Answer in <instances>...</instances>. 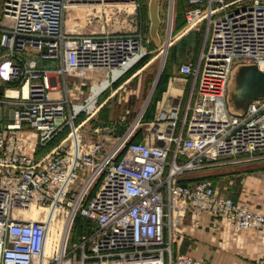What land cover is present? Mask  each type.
<instances>
[{
    "label": "built area",
    "instance_id": "2783aa9c",
    "mask_svg": "<svg viewBox=\"0 0 264 264\" xmlns=\"http://www.w3.org/2000/svg\"><path fill=\"white\" fill-rule=\"evenodd\" d=\"M135 1L2 0L0 85H15L4 87L0 99L9 105L11 118L5 127L0 122V264L49 259L67 264L74 261L69 255L75 249L79 264H204L186 253L172 254L184 213L192 224L207 212L232 228L264 232V212L215 193L206 180L182 183L178 176L217 163L264 160V96L251 99L241 114L230 111L226 101L235 62L264 63V0H185L184 29L205 23L207 32L197 63L179 66L192 77L184 114L178 117V102L161 111L156 121L166 125H153L156 142L131 140L137 123L109 147L101 139L76 135L75 140L78 126L71 124L78 111L66 77L84 78L96 68L121 72L147 51L140 31L66 32L64 16L73 6L100 9ZM40 61L56 65L45 68ZM22 125L36 132L40 145L68 131L41 161L22 151ZM46 208L64 217L63 244L48 259L49 221L26 217L30 209ZM76 217L95 227L83 231L68 250Z\"/></svg>",
    "mask_w": 264,
    "mask_h": 264
},
{
    "label": "rangeland",
    "instance_id": "374dc122",
    "mask_svg": "<svg viewBox=\"0 0 264 264\" xmlns=\"http://www.w3.org/2000/svg\"><path fill=\"white\" fill-rule=\"evenodd\" d=\"M148 3L149 0H136L133 5H109L100 9H98L97 6H73L68 9L64 16L63 30L66 32L97 33L102 31H140L144 37V45L147 51L142 59L122 72L116 82H110L108 84L111 77L116 76L118 71L106 68L93 69L84 78H78L71 75L66 77V90L69 99L74 105L75 110L78 111L73 119L71 127L76 125L79 126L75 131V136L80 135L82 140L101 139L104 145L110 146L129 127L137 123L136 128L132 132L133 135L138 127H140V123L148 120L146 119L147 110L149 111L155 97L159 95L160 89L165 86L169 74L176 72L173 70V67L168 66V58L167 56L164 58V56L167 52L168 54L171 52L169 46L174 37L175 19L178 15L182 14L184 0L158 1L157 14L159 23L156 29L157 39H153L149 34L150 20ZM2 22L8 23L7 20ZM200 30L204 42L207 28L206 26H200ZM181 49L182 48L179 46H176L173 52L177 53ZM19 57L22 59L29 58L27 55L22 54L19 55ZM241 64L255 63L238 60L234 64L232 74L236 66ZM256 67L258 68L257 65ZM168 69L169 74L165 73ZM171 70L172 72H170ZM159 71L160 75L156 88L150 96L151 99L149 93ZM133 73L135 74L132 76ZM59 85L63 86V81H60ZM11 86L10 83L7 88H10ZM94 94L95 98H91ZM228 95L229 91L227 88L226 101ZM0 99L3 98L0 97ZM89 100L90 104L80 110L82 105ZM5 104L7 105V103ZM0 105H2V103H0ZM228 108L232 111L231 107L228 106ZM64 130L67 132L68 128H65ZM75 140H77V136L75 137ZM211 166L187 170L178 176L186 180V175L191 173H194L193 175L210 174L212 170L209 169V167ZM95 187L96 185L91 188L89 196L93 193ZM31 210L35 209H30L27 213L31 212ZM35 211L36 213L42 211L41 214L44 215L45 218L47 217L49 225L54 224L53 228H48V235L52 238L50 249L45 253L48 259L58 251L59 245L62 241L63 228H61V226L64 217H56V211L53 212L51 208ZM94 227V223L88 222L85 218L76 217L67 239V249L71 250V248L79 242V237L83 229L85 231V229H93ZM69 257L74 261L67 264L80 263L76 261L78 260V250H72ZM45 264L60 263H53L52 260L49 259V262Z\"/></svg>",
    "mask_w": 264,
    "mask_h": 264
},
{
    "label": "crops",
    "instance_id": "0c3cea01",
    "mask_svg": "<svg viewBox=\"0 0 264 264\" xmlns=\"http://www.w3.org/2000/svg\"><path fill=\"white\" fill-rule=\"evenodd\" d=\"M183 12L175 19L174 37L169 46L171 52L169 54L167 52L164 56V58L166 56L168 58V66L173 67L176 72L169 74V69L165 71V73L169 74V78L165 86L160 89L159 95L155 97L149 111L147 110L146 119L148 120L141 122L140 127L133 133L131 137L133 141L145 139L150 142H156L153 125L156 123L159 129H164L166 125V121L156 122L158 114L161 111L169 110L176 102H178L179 118L182 117L186 109L192 77L180 72L179 66L184 62L197 63L203 46V35L200 26L205 27V23L199 24L198 28L184 29ZM176 46L182 48L177 53L173 52ZM55 65L54 61L39 62V66L45 68H53ZM124 71L118 72L116 76L111 77L108 84L116 82ZM160 71L150 90L149 97L156 88ZM60 81H62V78L59 76L56 78L58 87H61L59 85ZM10 83L11 87L15 85L14 82L1 83L0 97H2V89L9 86ZM52 94H57V91L53 90ZM10 121L9 105L2 103L0 105V122L5 127ZM18 133L25 140L22 151L41 161L48 156L54 146L61 144L66 139V132L62 130L44 145H40L33 129L22 125ZM3 168L4 166L0 164V171ZM209 169L212 170L210 174L193 175L194 173H191L186 175V182L193 183L197 180H206L212 185L215 193L227 196L235 202L245 204L250 209L264 212V160L217 163L209 167ZM197 219L198 223L192 224L191 215L189 213L183 214L177 225L176 234L172 242L173 255L186 253L204 264H259V260L264 257L263 231L232 228L225 222L214 219L207 212L201 213Z\"/></svg>",
    "mask_w": 264,
    "mask_h": 264
},
{
    "label": "water",
    "instance_id": "95a60500",
    "mask_svg": "<svg viewBox=\"0 0 264 264\" xmlns=\"http://www.w3.org/2000/svg\"><path fill=\"white\" fill-rule=\"evenodd\" d=\"M158 1L149 0L148 3L149 34L153 39H157ZM1 2L2 0L0 6ZM228 91V106L232 108L233 113L241 114L251 99L264 96V71H260L255 64L239 65L231 76Z\"/></svg>",
    "mask_w": 264,
    "mask_h": 264
},
{
    "label": "bare ground",
    "instance_id": "6f19581e",
    "mask_svg": "<svg viewBox=\"0 0 264 264\" xmlns=\"http://www.w3.org/2000/svg\"><path fill=\"white\" fill-rule=\"evenodd\" d=\"M171 4H172V3H171ZM170 7H171V6H170ZM238 66H239V65L236 66V68L234 69V71L238 68ZM258 69H259L260 71H264V63H260V64L258 65ZM262 69H263V70H262ZM9 93L14 94V91H9ZM23 93H24V94L26 93V86L23 87ZM95 94H96V93H95ZM95 94H94L91 98H94ZM89 104H90V100L87 102L86 106H88ZM176 204H177V202H176ZM48 216H49V215H48ZM26 217H28V218H30V219H42V218H45V216L42 215L41 212H40V213H36L35 210H31V212H28L27 215H26ZM49 219H50V218H49ZM46 220H47V217H46ZM46 220H45V221H46ZM47 221H48V220H47ZM53 226H54V224H53V225H51V224L49 225L50 228H53ZM51 240H52L51 236H50V235H47V236H46V241H45V246H44V251H45V253L48 252L49 249H50ZM61 244H63V235H62V241H61Z\"/></svg>",
    "mask_w": 264,
    "mask_h": 264
},
{
    "label": "trees",
    "instance_id": "16d2710c",
    "mask_svg": "<svg viewBox=\"0 0 264 264\" xmlns=\"http://www.w3.org/2000/svg\"><path fill=\"white\" fill-rule=\"evenodd\" d=\"M184 8H185V0H184V6H183V9H184ZM183 11H184V10H183ZM179 182L187 183L186 180H184L183 178H179ZM85 230L87 231V229H85ZM88 230H89V229H88ZM83 231H84V229H83ZM83 231H82V232H83ZM82 232H81V233H82Z\"/></svg>",
    "mask_w": 264,
    "mask_h": 264
}]
</instances>
